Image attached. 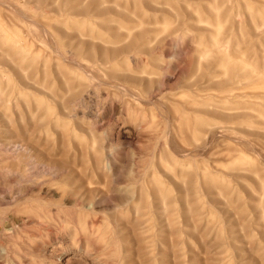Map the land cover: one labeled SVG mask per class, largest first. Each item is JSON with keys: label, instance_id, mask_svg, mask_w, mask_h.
Here are the masks:
<instances>
[{"label": "rangeland", "instance_id": "1", "mask_svg": "<svg viewBox=\"0 0 264 264\" xmlns=\"http://www.w3.org/2000/svg\"><path fill=\"white\" fill-rule=\"evenodd\" d=\"M0 264H264V0H0Z\"/></svg>", "mask_w": 264, "mask_h": 264}]
</instances>
